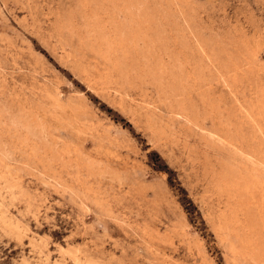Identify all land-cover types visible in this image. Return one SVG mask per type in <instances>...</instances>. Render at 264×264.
I'll list each match as a JSON object with an SVG mask.
<instances>
[{
	"label": "rangeland",
	"instance_id": "obj_1",
	"mask_svg": "<svg viewBox=\"0 0 264 264\" xmlns=\"http://www.w3.org/2000/svg\"><path fill=\"white\" fill-rule=\"evenodd\" d=\"M2 149L0 264H264V0H0Z\"/></svg>",
	"mask_w": 264,
	"mask_h": 264
},
{
	"label": "bare ground",
	"instance_id": "obj_2",
	"mask_svg": "<svg viewBox=\"0 0 264 264\" xmlns=\"http://www.w3.org/2000/svg\"><path fill=\"white\" fill-rule=\"evenodd\" d=\"M172 51H170V53H171ZM174 52V51H173ZM177 52V51H176ZM183 52V51H182ZM187 52V51H186ZM191 52V51H190ZM195 52V51H194ZM169 53V54H170ZM173 54V53H172ZM178 54H180V53H178ZM197 54V53H196ZM194 55V54H193ZM171 56V55H170ZM177 57V56H176ZM189 57V56H188ZM191 58V57H190ZM172 59H174V58H172ZM160 64V63H159ZM162 64V63H161ZM166 64V63H165ZM199 64V63H198ZM162 66V65H161ZM168 65H166V67H167ZM169 67V66H168ZM186 69V68H185ZM190 71V70H189ZM190 81H191V79H190ZM193 82V81H192ZM201 85H202V83H201ZM207 85V84H206ZM195 86V85H194ZM216 87V86H215ZM195 89V88H194ZM40 92V91H39ZM193 93H194V91H193ZM210 93V92H209ZM210 97V96H209ZM50 101H51V99H50ZM200 101V100H199ZM187 103V102H186ZM187 105V104H186ZM188 108V107H187ZM207 108V107H206ZM213 110V109H212ZM29 137H28V135L26 134L25 136H23L22 138H20V140H19V143L22 145V148H24V149H30L31 150V153L33 154L34 152H35V150H37V148L36 147H34V146H30L31 144L29 143ZM18 143V142H17ZM30 144V145H29ZM18 145V144H17ZM27 150H24V153H27L26 152ZM42 151V150H41ZM34 155H35V153H34ZM39 156H41V154H39ZM40 158V161H41V157H39ZM0 160H2V161H6L7 160V163H6V167H8L9 165H10V161L12 160V155H11V153H10V150H7V149H2V150H0ZM35 160V159H34ZM45 161V160H44ZM19 163V162H18ZM22 163V162H21ZM39 164V163H38ZM7 169H9V168H7ZM43 255V254H42ZM40 256H41V254H40ZM259 264H261V263H259Z\"/></svg>",
	"mask_w": 264,
	"mask_h": 264
}]
</instances>
